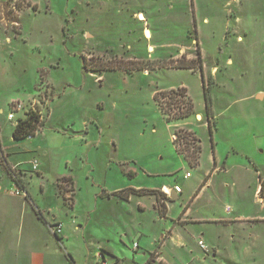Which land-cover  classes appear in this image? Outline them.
<instances>
[{
	"label": "rangeland",
	"instance_id": "1",
	"mask_svg": "<svg viewBox=\"0 0 264 264\" xmlns=\"http://www.w3.org/2000/svg\"><path fill=\"white\" fill-rule=\"evenodd\" d=\"M197 50L204 78L212 80L215 151L227 161L228 174L213 176L209 194L217 196L207 207L202 197L195 216L216 218L229 205L260 221L245 223L244 239L236 238L237 244L216 258L197 247L202 228L188 224L193 238L184 246L168 241L164 256L169 264H264V185L259 193V174L264 180V0H0V264L143 260L147 248L133 251L136 233L144 234L141 244L149 241L153 247L163 234V220L152 208L139 212L135 201L124 211L116 200L96 195L101 189L164 184L179 186L181 201L210 171L201 72L173 67L196 59ZM82 56L93 57L94 64L98 58L120 57L125 70L88 73ZM133 59L144 61L146 70H135L136 64L129 63ZM178 87L187 90L198 115L166 122L155 95ZM51 90L54 101L43 106L40 101L48 104ZM38 109L41 118L50 114L43 131L13 141L15 122ZM176 128L191 129L200 141L197 168L175 150ZM83 137L88 143L80 141ZM17 162L33 172L25 186L47 221L51 215L64 219V240L56 241L52 226L48 229L27 200L12 194L6 170L9 166L19 176L11 165ZM132 170L134 177L128 175ZM187 172L191 178H184ZM63 174L73 176L76 212L69 210L70 180L59 179L63 193L57 188L56 178ZM141 201L148 207L147 198ZM71 216L90 217L87 229L80 230ZM211 225L206 224L207 231H213ZM97 241L112 252L103 255L104 261L95 253Z\"/></svg>",
	"mask_w": 264,
	"mask_h": 264
},
{
	"label": "crops",
	"instance_id": "2",
	"mask_svg": "<svg viewBox=\"0 0 264 264\" xmlns=\"http://www.w3.org/2000/svg\"><path fill=\"white\" fill-rule=\"evenodd\" d=\"M52 90L49 93V95H47L50 99V101L48 102V104L44 103L41 100L40 103L43 106H48L50 107L51 103H53L54 101V97L52 94ZM46 98V96L44 97ZM34 106H38L37 103H33ZM38 108L40 109V107L38 106ZM38 109V111H39ZM16 112V111H15ZM40 114H42V111H39ZM50 117V114L48 115V117H44L43 118V123L42 126L37 130V132H35V134L33 135V137L36 135V133H41L44 129V127L46 126V120H48ZM203 117V116H202ZM204 125L208 126L209 124L207 122L204 123ZM69 131H71V129H67ZM85 130V129H84ZM88 130V129H86ZM54 132H58V133H65V131H59L58 129L53 128ZM88 132V131H87ZM214 134V124H212V135ZM31 137V138H33ZM13 140V139H12ZM80 141H85V143H88V140L84 137L80 138ZM211 143V141H210ZM213 149H212V153H211V157H210V165H211V169L208 172H205L202 177L198 180L196 186L190 190V192L181 200L179 201V195L182 194V190L181 193H176L174 191V187H176L177 185H175L173 188L172 187H168L164 184H162L160 186V188L153 186L152 188H140V187H126V188H122V189H113V190H107V189H101V193L100 196L99 194L96 195V198L98 197H102L103 199H114V201L116 200L118 202V205L121 204V208L126 211V204H129L130 202L135 201V208L139 211L144 213L145 211H147L149 208H152L154 210V216L155 214H157V216L163 220L164 226H163V234L160 236L159 240H156V242H154L153 247L149 248L148 246L150 245V242L148 241L147 243L141 244L142 242V238L144 237L143 233H136V239L133 241L132 246H133V251L134 253H138L141 249V245H143L145 248L147 249H143L145 251L142 252V256L144 257L142 261L137 262L135 260V258L133 257L131 264H149L148 262L150 260H152V262H160L159 264H169L168 261L166 260V257L164 256V251L167 247L168 241L169 242H176L178 246L181 245H185L189 239H192L193 236L191 235V232L188 230V224L190 225H199L202 230H200V234L199 237L197 239V247L199 248V250H201L206 256L211 255L213 258L216 257H220L222 255V252L230 250L235 244H237V239L239 238H243L244 239V231L245 229H243V226L245 225V223L247 224V222H259V219H255V218H247L243 212H235V210H233L232 207H230V212H226L225 211V207L222 209V215L217 214L216 218H200L197 215V212L199 211L198 208H196L197 203L200 201V199L204 196H206V200H205V206L207 207L211 204V198L213 199V197L216 196H210L209 192L211 191V186H212V178L214 175L219 174V173H223V174H228V169H227V161L224 160L222 162L221 157L217 156V151H215L216 149V145H215V139L213 138ZM183 158V157H182ZM11 164V163H10ZM25 163H20L17 162L15 164H11L13 166V168H17L19 176L16 175V172L14 171V169H12L14 171L15 174V178L16 181H19L18 185L20 184V187L17 185V182L15 180H12L10 178V176L8 174H6V176L9 179V188H13V190H20L23 191V193L25 192V195H28V200L25 199V195L22 194V196H20L21 198H23L24 200H27L30 205L32 206V209L35 211L36 215L38 216V219L41 220L46 226H48V229L55 227L57 224H61V234L60 237L63 234V230L65 228V221L64 219H60L55 215H51L52 220L50 222L47 221V219L44 217L43 212L41 211V209L39 208V206H37L34 201L33 198L31 196V194L28 192L27 187L25 186L26 179L32 178L33 177V172L32 171H27L25 170ZM7 171V170H6ZM258 172V171H257ZM36 174H40V172L35 171ZM188 173V172H187ZM136 172L135 171H129L128 175L130 177H134L136 176ZM261 177V174H260ZM185 178V176H184ZM188 178H191V174ZM59 179H69L70 183H71V192L73 193V199L72 201V206L69 208V210L71 212H76V194H75V187H74V181H73V176L70 174H63L60 176H57L56 178V183ZM187 179V178H186ZM262 179V178H261ZM262 181L264 182V180L262 179ZM60 180L57 183V188H61V193H63L64 188L61 186ZM233 188L235 189V187H237L236 182L232 181ZM179 187V186H178ZM229 187V186H228ZM41 190H44V186L40 185ZM134 190V191H139V192H130L128 195L126 194L127 190ZM141 190H143L144 192H141ZM147 190V191H146ZM166 190L169 191V193L172 191L174 196H177V198L174 199H170L167 195H166ZM121 191H125L124 194L119 195H112L109 196L110 194H115ZM232 191V190H231ZM230 191V193H231ZM258 191V189H257ZM256 191V193H257ZM59 194V191H58ZM158 194L163 195L165 194L166 197L162 198L161 203L164 205L166 211L164 216H161L159 213V208H158ZM128 196V197H126ZM163 197V196H162ZM147 198V200L149 202H146L148 207L141 201L143 199ZM64 198L62 197V200ZM164 202V203H163ZM173 204H177L176 210L172 212V205ZM50 213V212H49ZM88 217V215H86ZM71 220L76 223V225L80 228V230H85L87 229V224L89 222L90 217L86 219L81 218H73V216L70 217ZM55 221V222H54ZM53 224L51 225L50 223ZM62 222V223H61ZM212 223L211 226H214L213 231H210L206 229V224ZM85 226H84V225ZM242 230V232H241ZM50 231V230H49ZM238 231L240 232V235L238 234ZM50 233L53 235V233L50 231ZM167 233V234H165ZM213 233V235H212ZM55 237V235H53ZM237 238V239H236ZM56 241H58L59 239H57L55 237ZM61 239H65L64 236ZM68 238H66L67 240ZM201 241L204 244V248H201L198 245V242ZM237 241V242H236ZM100 242H96V255H98V258H101V261H104L103 255L104 254H108V250L105 248L106 246H99ZM137 244V248H134V244ZM207 243H210V246H208ZM60 244V243H59ZM61 245V244H60ZM147 253V254H145ZM112 254V252L109 253V255ZM152 254V255H151ZM116 258V257H114ZM107 261V260H106ZM121 261V260H120ZM101 264V263H100ZM108 264V262H107ZM119 264V263H118ZM189 264H192V262H190Z\"/></svg>",
	"mask_w": 264,
	"mask_h": 264
},
{
	"label": "trees",
	"instance_id": "3",
	"mask_svg": "<svg viewBox=\"0 0 264 264\" xmlns=\"http://www.w3.org/2000/svg\"><path fill=\"white\" fill-rule=\"evenodd\" d=\"M35 8V6H34ZM141 14V13H140ZM146 20V19H145ZM143 22V21H139ZM193 29L195 30V21L193 20ZM150 31V30H149ZM195 32V31H194ZM152 38V34H151ZM144 41H148L145 37L143 38ZM196 46L198 48V43H196ZM152 47V46H151ZM105 48V47H104ZM93 57L85 58L82 56L83 60V69L84 71L88 73H103L105 71H120L125 70L124 69V60L120 57H113L111 59L104 60V58H98L97 63H91ZM198 61V65H195L194 62ZM201 61L200 59V53L199 50H197V58L183 61L180 60L176 62L174 68H182V69H190V70H199L201 72V81L203 84V91H204V99H205V117L206 122L209 124L208 126V132H209V138L211 141V148L213 149V135H212V121L216 122V118H214L212 113V99L209 95V91L212 89V80L208 81L204 78L203 73V67L202 64L199 63ZM136 64L134 69L135 70H146V67L144 66V61L133 59V61H129V63ZM161 64H166V61L159 62ZM158 63V64H159ZM155 100L157 102L158 108L163 115L166 122H181L189 120L190 118H194L198 113H196L194 104L192 102V99L190 96L187 95V90L184 87H178L175 89H168V90H162L156 93ZM43 118L40 117V113L37 111H29L25 115V118H19L15 122L14 129L12 131V139L15 142H20L25 139H28L29 137H33L35 132L42 126ZM194 132L191 131V129L185 130L181 128H176L173 131L172 137L173 139V145L175 147V150L179 155L183 157V159L192 167L197 168L200 163V153H201V145L200 141H198L197 138L194 137ZM2 163V162H0ZM7 174L10 176L12 180L16 181L14 171L8 166L7 168ZM259 178L261 180V186H260V192L262 193L264 182L262 181L260 174ZM17 185L19 181H16ZM20 187V184L18 185ZM21 188V187H20ZM147 191V190H146ZM130 192H139L134 190H127L126 194L128 195ZM141 192H144L141 190ZM125 191H121L112 195H121L124 194ZM160 194L157 196L159 197ZM166 197L165 194L161 195V197L158 198V208L159 213L161 216H164L165 214V207L161 203V199ZM128 197V196H126ZM25 199L28 200V195L26 194ZM57 239L58 235H55ZM152 255V254H151ZM70 262H72V259L70 258ZM152 260H150L148 263H151Z\"/></svg>",
	"mask_w": 264,
	"mask_h": 264
},
{
	"label": "built area",
	"instance_id": "4",
	"mask_svg": "<svg viewBox=\"0 0 264 264\" xmlns=\"http://www.w3.org/2000/svg\"><path fill=\"white\" fill-rule=\"evenodd\" d=\"M16 109H21V106L20 105H18V106H16ZM9 119L10 120H13L14 119V115H13V113L11 112V114H9ZM29 138H31V137H29ZM28 138V139H29ZM36 166H37V162L35 161V164H34V168H36ZM190 176V174L189 173H186L185 174V178H188ZM174 191L176 192V193H181V189H180V187H178V186H176V187H174ZM12 194L13 195H16V196H22V194H23V191H20V190H13L12 191ZM24 195V194H23ZM166 195L168 196L169 195V191H167L166 190ZM225 211L226 212H230V207L229 206H226L225 207ZM61 224H57L55 227H53V228H51V232L53 233V235H58V236H60V234H61ZM198 245L201 247V248H204V244L201 242V241H199L198 242ZM134 248H137V244L135 243L134 244ZM160 262H151V263H149V264H159Z\"/></svg>",
	"mask_w": 264,
	"mask_h": 264
},
{
	"label": "water",
	"instance_id": "5",
	"mask_svg": "<svg viewBox=\"0 0 264 264\" xmlns=\"http://www.w3.org/2000/svg\"><path fill=\"white\" fill-rule=\"evenodd\" d=\"M169 198H170V199H174V198H177V196H174L173 193H172V191H171V192L169 193Z\"/></svg>",
	"mask_w": 264,
	"mask_h": 264
},
{
	"label": "clouds",
	"instance_id": "6",
	"mask_svg": "<svg viewBox=\"0 0 264 264\" xmlns=\"http://www.w3.org/2000/svg\"><path fill=\"white\" fill-rule=\"evenodd\" d=\"M168 197H169V195H168Z\"/></svg>",
	"mask_w": 264,
	"mask_h": 264
}]
</instances>
